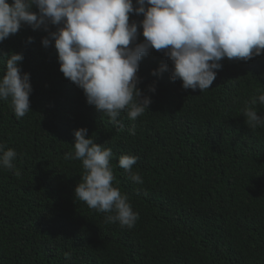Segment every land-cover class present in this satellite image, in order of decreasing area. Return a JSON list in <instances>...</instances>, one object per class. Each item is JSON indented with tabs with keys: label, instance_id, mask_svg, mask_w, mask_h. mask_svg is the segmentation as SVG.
I'll return each instance as SVG.
<instances>
[{
	"label": "trees",
	"instance_id": "1",
	"mask_svg": "<svg viewBox=\"0 0 264 264\" xmlns=\"http://www.w3.org/2000/svg\"><path fill=\"white\" fill-rule=\"evenodd\" d=\"M144 18L131 16L137 43ZM48 36L24 26L0 44V80L11 53H22L33 86L23 118L11 97L0 99V146L17 153L12 169L0 165V264H264V125L253 131L245 117L255 98L264 120V55L225 58L201 92L173 82V62L152 49L138 74L150 109L135 121L122 112L117 127L64 77ZM161 65L169 71L154 76ZM81 129L112 150L113 186L140 217L133 229L76 201L83 164L65 156ZM123 156L138 158L132 171L143 184L119 166Z\"/></svg>",
	"mask_w": 264,
	"mask_h": 264
},
{
	"label": "clouds",
	"instance_id": "2",
	"mask_svg": "<svg viewBox=\"0 0 264 264\" xmlns=\"http://www.w3.org/2000/svg\"><path fill=\"white\" fill-rule=\"evenodd\" d=\"M0 0V44L19 34L24 26L33 31L49 33L42 43L58 52L64 77L81 88L90 106L107 114L120 127L118 118L128 111L131 120L150 109L152 100L138 87L141 61L152 49L164 52L174 64L171 79L182 81L185 90L201 92L212 88L221 61H250L264 55V0ZM38 9V11H35ZM144 16V43H137L139 23L131 16ZM55 26L57 31L51 29ZM34 39L30 38L29 43ZM135 45V47H133ZM22 53H11L6 73L0 80V99L12 98L17 118L31 111L33 92L30 74L20 65ZM161 65L153 75L168 72ZM156 91V87L149 89ZM264 104V95L259 96ZM254 98L245 110L247 126L253 131L264 120L253 110ZM132 134L135 135L133 128ZM75 155L66 160L82 161L84 175L75 189L76 201L90 209L109 215L108 223H120L133 229L139 214L133 211L128 197L114 187L111 160L113 152L105 150L88 130L75 133ZM0 165L12 169L17 153L4 152L0 146ZM138 158L123 156L119 166L131 174L137 184H143L139 174H133ZM20 175L19 172L16 173ZM70 258V257H68Z\"/></svg>",
	"mask_w": 264,
	"mask_h": 264
}]
</instances>
